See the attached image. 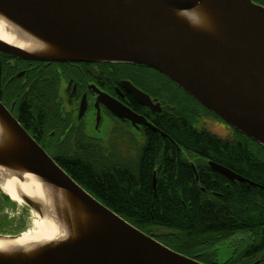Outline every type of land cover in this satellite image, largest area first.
<instances>
[{
	"label": "water",
	"instance_id": "water-1",
	"mask_svg": "<svg viewBox=\"0 0 264 264\" xmlns=\"http://www.w3.org/2000/svg\"><path fill=\"white\" fill-rule=\"evenodd\" d=\"M202 8L207 19L197 25L191 14ZM0 15L51 49L38 53L0 39V53L38 61L148 67L264 147V6L253 0H0ZM129 90L140 104L154 107L148 95L133 86ZM109 100L113 114L143 123L129 108ZM0 121L12 136L0 149V166L35 174L69 194L78 209L72 215L58 203L48 216L49 208L21 195L31 212L50 217L75 238L39 247L31 257H0V264H204L170 249L98 201L1 102ZM208 165L230 181L249 183L220 164ZM22 234H0V239Z\"/></svg>",
	"mask_w": 264,
	"mask_h": 264
},
{
	"label": "trees",
	"instance_id": "trees-1",
	"mask_svg": "<svg viewBox=\"0 0 264 264\" xmlns=\"http://www.w3.org/2000/svg\"><path fill=\"white\" fill-rule=\"evenodd\" d=\"M257 1L264 4V0ZM184 112L186 117L173 114L159 124L180 152L156 135L144 152L139 177L103 174L89 163H72L75 172L67 173L95 190L134 227L178 253L204 264H264V147L236 130V138L225 141L200 128L191 103ZM184 152L204 161L202 166L196 164L199 181L190 162L183 159ZM207 160L249 183L230 181L213 171ZM154 170L155 190L151 183ZM239 233L246 239L240 253L222 261L220 245Z\"/></svg>",
	"mask_w": 264,
	"mask_h": 264
},
{
	"label": "flooded vegetation",
	"instance_id": "flooded-vegetation-1",
	"mask_svg": "<svg viewBox=\"0 0 264 264\" xmlns=\"http://www.w3.org/2000/svg\"><path fill=\"white\" fill-rule=\"evenodd\" d=\"M130 86L148 95L154 107L136 101ZM109 99L129 108L143 123L134 124L113 114L107 107ZM0 102L70 174L75 172L72 163H89L103 174L139 177L144 152L154 143L156 135L165 138L180 152L159 124L173 114L186 117L184 109L188 103L194 106L200 128L225 141L231 138H221L212 130L213 125H219L228 135H233L231 141L237 136L233 128L220 122L167 77L136 64L38 61L0 53ZM182 157L190 162L184 154ZM196 162L195 166L204 164V161ZM156 182L157 170H154L153 190ZM77 183L106 205L95 190L80 181ZM0 197L5 200V205L11 204L1 192ZM3 222L1 218L0 226ZM245 240L241 233L228 240L237 244L234 256L240 253Z\"/></svg>",
	"mask_w": 264,
	"mask_h": 264
},
{
	"label": "bare ground",
	"instance_id": "bare-ground-1",
	"mask_svg": "<svg viewBox=\"0 0 264 264\" xmlns=\"http://www.w3.org/2000/svg\"><path fill=\"white\" fill-rule=\"evenodd\" d=\"M191 15L193 22L197 25L202 18L205 21L207 19L206 11L203 8L194 11ZM0 39L33 52L45 53L51 50L39 39L23 31L1 15ZM10 141H12V136L0 121V149L7 146ZM0 188L11 200L19 204L23 202L21 195L39 201L49 208L47 209L48 216L52 214L53 207L58 203L72 215L78 211L75 200L69 194L24 170L0 166ZM74 238L75 234H68L50 217L41 218L35 213L30 231L23 233L18 239H0V257L8 258L18 253L29 254L31 257L37 253L39 247L64 244L71 242Z\"/></svg>",
	"mask_w": 264,
	"mask_h": 264
},
{
	"label": "rangeland",
	"instance_id": "rangeland-1",
	"mask_svg": "<svg viewBox=\"0 0 264 264\" xmlns=\"http://www.w3.org/2000/svg\"><path fill=\"white\" fill-rule=\"evenodd\" d=\"M257 1V0H255ZM212 130L219 135L221 138H231L233 135H228L224 128L217 125L216 127L213 125ZM184 155L188 159V161L195 164L196 159H193L184 152ZM10 202V205H5V200L0 197V219H4V225L0 226V230L3 232L2 234L6 235H16L19 233H25L30 231L32 228V220L34 218L35 213L31 212L30 209L22 202L19 204L11 200L7 199ZM11 200V201H10ZM239 241V239H237ZM221 257L222 261H229L234 257V250L238 249L237 244L232 241H226L225 244L221 245ZM224 251H226L224 253ZM224 253V254H223Z\"/></svg>",
	"mask_w": 264,
	"mask_h": 264
}]
</instances>
